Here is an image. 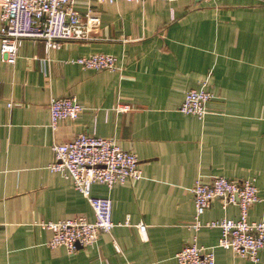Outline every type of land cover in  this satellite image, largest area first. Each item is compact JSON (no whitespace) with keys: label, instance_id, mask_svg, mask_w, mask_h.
<instances>
[{"label":"crops","instance_id":"obj_1","mask_svg":"<svg viewBox=\"0 0 264 264\" xmlns=\"http://www.w3.org/2000/svg\"><path fill=\"white\" fill-rule=\"evenodd\" d=\"M89 8V41L47 50L25 39L13 64L0 58V264H177L193 242L214 248L215 264H264V253L252 263L216 247L218 229L190 228V189L214 177L254 180L261 201L248 220L264 223V0L75 5ZM96 54L113 56L119 70L76 64ZM203 84L213 95L208 114L180 113L185 93ZM69 96L82 111L53 131L49 103ZM116 104L131 110L117 113ZM79 134L115 140L135 155L142 177L91 187L93 197L111 200L115 227L70 255L50 250L51 232L36 223L93 220L84 196L49 170L52 146ZM223 218L237 220L238 208L214 201L200 221Z\"/></svg>","mask_w":264,"mask_h":264},{"label":"built area","instance_id":"obj_2","mask_svg":"<svg viewBox=\"0 0 264 264\" xmlns=\"http://www.w3.org/2000/svg\"><path fill=\"white\" fill-rule=\"evenodd\" d=\"M78 1L89 5L92 2L138 3L143 0H0L1 60L13 64L21 42L25 39L41 41L47 50H58L67 42L89 41L93 13L90 8L84 13L77 12L75 5ZM76 64L85 71L119 70L116 59L104 54L80 58ZM212 99L208 86L203 84L200 90L185 93L178 111L202 119L208 114L207 104ZM114 110L117 113H127L131 107L116 104ZM81 111V106L72 96L52 99L49 103L50 127L55 131L61 124L74 122ZM52 152L54 161L49 170L68 180L72 188L84 196L93 213V220L78 216L58 222L39 221L36 226L51 232L48 243L50 250L64 248L68 254L73 255L79 249L93 247L101 234H110L115 227L111 220V200L93 197L91 187L100 185L111 190L117 185L140 180L142 171L135 155L122 150L115 140L90 134H79L65 144H54ZM190 194L195 207L194 223L190 226L193 231L197 232L204 227L218 229L220 238L216 247L229 250L234 257L252 263L260 261V256L264 253V223L248 220L249 209L261 201L254 180L225 177L198 180L190 189ZM214 201L220 202L223 209L237 207L239 218H223L202 224L200 217ZM136 228L145 239V227L140 224ZM175 258L177 264H215L214 248L205 249L195 242L183 246ZM96 264L105 263L99 261Z\"/></svg>","mask_w":264,"mask_h":264}]
</instances>
